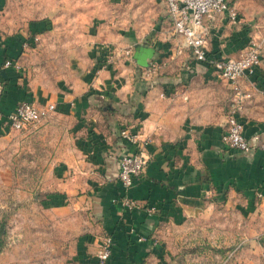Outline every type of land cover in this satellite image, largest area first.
<instances>
[{
	"label": "crops",
	"instance_id": "crops-1",
	"mask_svg": "<svg viewBox=\"0 0 264 264\" xmlns=\"http://www.w3.org/2000/svg\"><path fill=\"white\" fill-rule=\"evenodd\" d=\"M154 3L157 15L146 36L151 41L140 43L155 50L151 60L160 64L158 73L147 76V66L136 59L104 67L110 46L133 47L135 53L140 40L100 31L92 65L75 84L66 82L51 93L46 82L26 71L34 55L30 50L37 44L23 48L31 35L41 40L50 20L43 17L16 31L21 17L10 13L13 0H0V135L13 130L8 115L24 101L55 104L54 114L69 123L73 143L52 166L44 200L50 210L70 212L87 222L78 240L81 264H168L169 233L197 226L202 218L204 232L218 231L222 247H228L235 233L240 236L232 251L219 256L221 264H246L238 250L247 238L262 234L260 245L245 247L255 264L264 254V152H243L224 143L234 90L211 62H196L179 39L167 37L172 22L166 4ZM234 5L240 21L233 23L228 13L219 16L209 40V59L240 56L253 32L262 27L249 21L243 1ZM8 59L22 68L5 67ZM220 80L225 83L218 85ZM240 86L250 95L240 119L251 138L264 127V59ZM125 128L147 142L149 163L128 191L137 207L121 210L114 201L125 192L120 159L135 149L121 137ZM219 203L229 210L220 211ZM232 212L240 218L239 225L231 224ZM106 235L113 237V253L101 263L97 253Z\"/></svg>",
	"mask_w": 264,
	"mask_h": 264
},
{
	"label": "rangeland",
	"instance_id": "rangeland-1",
	"mask_svg": "<svg viewBox=\"0 0 264 264\" xmlns=\"http://www.w3.org/2000/svg\"><path fill=\"white\" fill-rule=\"evenodd\" d=\"M243 4L248 6L249 21L264 27V0H244ZM154 6V0H13L10 13L21 17L14 26L19 32L32 21L50 20L36 49L30 50L34 55L26 71L55 93L66 82L75 84L92 65V49L100 31L106 35L119 32L126 40L132 35L138 43L150 42L146 36L154 27ZM175 39L181 42L180 37ZM210 90L207 86L208 94ZM222 110L226 112V106ZM68 124L53 113L27 130L0 135V264H81L78 240L87 222L70 212L50 210L44 200L52 166L73 143ZM228 207L217 205L220 211ZM238 219L233 213L231 224H238ZM196 223L169 233L168 264H221L219 256L224 257L241 240L235 233L228 247H222L218 231L204 232L203 218ZM260 236L247 238L238 250L246 264L253 263L245 247L260 245ZM259 255L255 264H264V254Z\"/></svg>",
	"mask_w": 264,
	"mask_h": 264
},
{
	"label": "built area",
	"instance_id": "built-area-1",
	"mask_svg": "<svg viewBox=\"0 0 264 264\" xmlns=\"http://www.w3.org/2000/svg\"><path fill=\"white\" fill-rule=\"evenodd\" d=\"M167 7V13L172 22V29L167 33L169 39L180 37L183 48L190 50L193 59L198 63L211 62L214 70L224 80L228 81L234 96L230 103L227 126L222 139L229 147L243 151L264 152V127L249 138L245 135L244 122L240 119L244 101L250 95L245 93L240 86L242 78H250L255 74L256 68L264 59V27L256 29L250 36L247 45L240 56H221L209 59L208 45L213 35V27L219 16L228 13L231 21H240V14L235 3L244 0H163ZM38 35H31L23 43V48H31L38 44ZM133 47H110L105 55L104 67L117 65L122 60L135 61ZM5 67L21 69L22 65L14 59H8ZM160 64L149 60L145 74L151 76L158 73ZM57 109L55 104L41 105L31 101H24L17 105L16 109L8 115L11 129L24 131L31 126L47 119ZM121 137L134 146L123 154L119 164V179L124 189L121 198L114 201L121 206V210L133 209L137 203L128 195L136 177L140 176L147 168L149 154L147 142L142 140L139 134L125 128L121 131ZM113 253V237L106 235L101 239L97 258L101 263L110 260Z\"/></svg>",
	"mask_w": 264,
	"mask_h": 264
},
{
	"label": "water",
	"instance_id": "water-1",
	"mask_svg": "<svg viewBox=\"0 0 264 264\" xmlns=\"http://www.w3.org/2000/svg\"><path fill=\"white\" fill-rule=\"evenodd\" d=\"M154 53L155 50L152 47L138 43L135 46L134 57L139 65L146 67L149 64V60L153 58Z\"/></svg>",
	"mask_w": 264,
	"mask_h": 264
},
{
	"label": "trees",
	"instance_id": "trees-1",
	"mask_svg": "<svg viewBox=\"0 0 264 264\" xmlns=\"http://www.w3.org/2000/svg\"><path fill=\"white\" fill-rule=\"evenodd\" d=\"M137 61V60H136ZM1 248H2V243H0V250H1Z\"/></svg>",
	"mask_w": 264,
	"mask_h": 264
}]
</instances>
